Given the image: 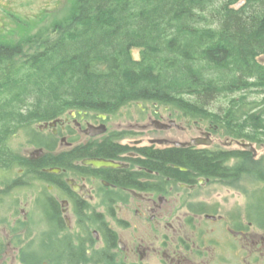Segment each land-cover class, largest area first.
Masks as SVG:
<instances>
[{
    "label": "flooded vegetation",
    "instance_id": "1",
    "mask_svg": "<svg viewBox=\"0 0 264 264\" xmlns=\"http://www.w3.org/2000/svg\"><path fill=\"white\" fill-rule=\"evenodd\" d=\"M249 81L262 82L246 72L229 97L196 108L143 100L13 118L0 129V264L264 259V222L251 214L264 211V93L245 92Z\"/></svg>",
    "mask_w": 264,
    "mask_h": 264
},
{
    "label": "trees",
    "instance_id": "2",
    "mask_svg": "<svg viewBox=\"0 0 264 264\" xmlns=\"http://www.w3.org/2000/svg\"><path fill=\"white\" fill-rule=\"evenodd\" d=\"M74 4L51 34L0 44V124L48 119L62 108L115 110L130 101L182 109L190 100L196 108L208 102L221 70L264 81V63L255 60L264 56V0ZM231 75L226 85L240 81V72Z\"/></svg>",
    "mask_w": 264,
    "mask_h": 264
},
{
    "label": "rangeland",
    "instance_id": "3",
    "mask_svg": "<svg viewBox=\"0 0 264 264\" xmlns=\"http://www.w3.org/2000/svg\"><path fill=\"white\" fill-rule=\"evenodd\" d=\"M19 1L23 0H0V6L1 7H7L17 9L13 10V12L16 14V18L9 16L8 13H6L5 10L0 8V15L2 18L5 19V23L8 26L7 32L0 33V44H8L10 42L19 41L23 38H28L29 36H46L52 33L53 25L56 22H62L64 21L72 12V10L75 7L74 1L75 0H29V2H25V7H20L18 5ZM236 6V4H235ZM24 14L26 16L21 15ZM23 50L25 51H31L29 44H23ZM139 48H132L130 50L131 56L134 58H139ZM256 62H262L259 60L258 56H255ZM244 70H221L218 72L219 76V83L215 87L214 91L210 95V98L208 102L209 104L219 99L221 94L224 96L229 97L231 94H233V90L230 89V87H234V85H237L239 87V82H234L231 85H226L224 81L226 78L230 76V73H232L231 76H238V73L240 72V80L243 79V75H246ZM230 72V73H228ZM224 83V84H223ZM249 86H252V89L245 90L248 94L252 95L255 99L261 97V94L264 93V81L262 82H248ZM262 87V88H261ZM262 89V90H261ZM261 90V91H260ZM127 106L126 104H124ZM124 105L123 108L125 107ZM121 107V106H120ZM12 120L7 122L6 124H0V129H2L4 126L8 127L11 126ZM16 140V139H14ZM258 199L261 198V194H255ZM235 214V213H234ZM252 217L255 221H258L259 223L264 222V211L263 212H251ZM36 214H33L32 221H34ZM35 223H33L34 225ZM17 246L23 247L25 245L18 244ZM25 249V247H24ZM9 263L11 264H22L24 263V260L22 258H16L14 261L10 260ZM255 264H264V259L262 258H255L254 260Z\"/></svg>",
    "mask_w": 264,
    "mask_h": 264
},
{
    "label": "water",
    "instance_id": "4",
    "mask_svg": "<svg viewBox=\"0 0 264 264\" xmlns=\"http://www.w3.org/2000/svg\"><path fill=\"white\" fill-rule=\"evenodd\" d=\"M91 162H93V164H97V165H113L112 161L104 160V159H94Z\"/></svg>",
    "mask_w": 264,
    "mask_h": 264
}]
</instances>
